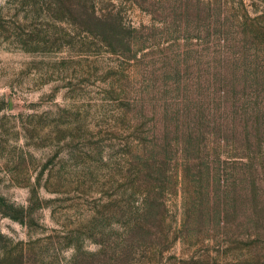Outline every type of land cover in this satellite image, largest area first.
Wrapping results in <instances>:
<instances>
[{
    "label": "rangeland",
    "instance_id": "374dc122",
    "mask_svg": "<svg viewBox=\"0 0 264 264\" xmlns=\"http://www.w3.org/2000/svg\"><path fill=\"white\" fill-rule=\"evenodd\" d=\"M0 264H264V0H0Z\"/></svg>",
    "mask_w": 264,
    "mask_h": 264
}]
</instances>
